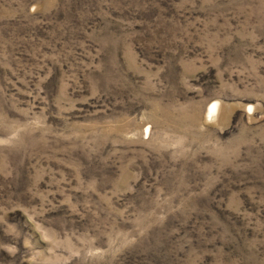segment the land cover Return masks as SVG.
Segmentation results:
<instances>
[{
	"label": "rangeland",
	"instance_id": "rangeland-1",
	"mask_svg": "<svg viewBox=\"0 0 264 264\" xmlns=\"http://www.w3.org/2000/svg\"><path fill=\"white\" fill-rule=\"evenodd\" d=\"M0 264H264V0H0Z\"/></svg>",
	"mask_w": 264,
	"mask_h": 264
},
{
	"label": "bare ground",
	"instance_id": "bare-ground-1",
	"mask_svg": "<svg viewBox=\"0 0 264 264\" xmlns=\"http://www.w3.org/2000/svg\"><path fill=\"white\" fill-rule=\"evenodd\" d=\"M215 107V106H214ZM213 108H210V111H209V113H211L212 111H214V109L212 110Z\"/></svg>",
	"mask_w": 264,
	"mask_h": 264
}]
</instances>
